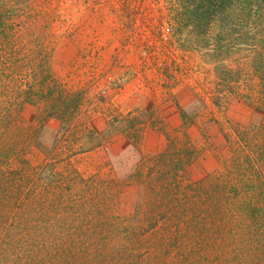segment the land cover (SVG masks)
<instances>
[{"label": "rangeland", "instance_id": "obj_1", "mask_svg": "<svg viewBox=\"0 0 264 264\" xmlns=\"http://www.w3.org/2000/svg\"><path fill=\"white\" fill-rule=\"evenodd\" d=\"M32 5L23 24L39 43L21 40L37 60L43 45L55 94L48 96L40 81L44 74L38 73L40 97L15 106L13 119L0 125L3 164L18 170L52 163L49 171L69 174L75 168L92 177L73 189L86 204L79 209L95 205L92 218L106 228L90 264H264L261 183L240 145L254 139L264 147V92L249 89L246 78L239 93L229 92L232 78L219 85L223 80L199 53L171 44L165 0H33ZM67 103L73 114L64 123L51 112ZM68 180L53 190L54 202H72L73 176ZM110 185L116 202L113 215H105ZM165 190L191 196L181 197L186 205L175 217L177 207L168 203ZM2 219L7 218H0L1 224ZM132 223L137 231L143 226L142 244L151 255L123 253L122 246L132 244L127 238L133 236ZM17 231L18 240L25 228ZM24 238L18 251L1 244L0 264L25 250L32 253L34 244ZM40 253L47 256L46 250Z\"/></svg>", "mask_w": 264, "mask_h": 264}, {"label": "trees", "instance_id": "obj_2", "mask_svg": "<svg viewBox=\"0 0 264 264\" xmlns=\"http://www.w3.org/2000/svg\"><path fill=\"white\" fill-rule=\"evenodd\" d=\"M32 4L33 0H25V3L20 0H0V125L13 119L11 112L15 106H22L21 103L32 102L35 97H40L43 90L37 85V79H40L36 77L38 73L44 74V80L40 81L49 89L46 92L48 96L53 97L55 94V90L51 88L54 79L47 67V54L43 45L41 49L44 52L41 50L38 53L37 60L35 55L29 56L26 44L21 40L26 36L29 41L39 43L37 36H31L29 28L23 24L32 13ZM165 7L168 9L167 30L171 44L179 43L185 51L199 53L203 62L214 66L217 78L223 80L219 85L222 86L226 79L232 78V82H228L229 92L239 93L242 79L245 78L249 89L258 87L264 92V0H165ZM253 77L258 80L253 81ZM31 78H34L33 81ZM11 91L15 97L20 96V99L16 101L14 97L13 100L9 94ZM262 101L264 105V98ZM64 106L63 109L51 112L52 115L64 120L67 114H73L68 103ZM67 121L68 118L64 123ZM240 140L243 141L244 138ZM244 141L240 145L252 165L251 169L259 176L260 196L264 199V147L254 139ZM2 151L0 150V218L7 219H2V224L0 223V247L1 244L8 243L9 251H18L19 242L21 239L25 240V236L34 244L32 253L25 250L26 253L24 251L16 260L10 257L13 260L10 264H90L92 259L96 260L93 252L100 248L106 228L102 220L92 218L96 212L93 210L95 205H90L88 209L86 206L85 212L79 209L86 204L84 200L81 201L82 196L78 191L73 190L79 184L86 185L92 177L86 178L75 168L69 169V174L58 170L49 171L47 168H53L52 163H43L38 168L6 170ZM59 175L61 180L56 179ZM69 176H73L74 186L69 187V190H73L70 194L72 202L67 203L70 202H66L67 198L54 202L51 198L53 190L64 186V179L69 185ZM150 177L153 179L152 175ZM179 178V175H174L173 179L179 181ZM177 185L180 190L181 184ZM87 187L90 188V185ZM108 189L110 200L103 212L105 215H113L116 190L113 185ZM97 191L102 193L101 190ZM106 192L103 191L104 194ZM168 192L165 190L168 203L174 202L177 207L172 208L175 217L182 206L186 205L181 197L190 200L191 196L171 192L169 195ZM253 192H256V188ZM39 199H44L45 203H38ZM62 210L71 213L62 216ZM40 211L45 215L39 216ZM74 211L75 215L72 216ZM253 212L256 214V209ZM53 213L60 214L59 219L48 223L42 221L41 218H51ZM89 213L92 216H88ZM132 226L133 236L127 237L132 244L123 245V253L129 257V253L133 251L145 252V257L151 255L148 246L142 244V240L147 238V234L143 236L141 233L143 226H140L139 231L134 223ZM22 228H25V233L19 232L17 240V230ZM4 236L8 237L7 241H4ZM36 248H39L38 251ZM40 250H46L47 256L41 258ZM110 257L114 259L113 255Z\"/></svg>", "mask_w": 264, "mask_h": 264}]
</instances>
